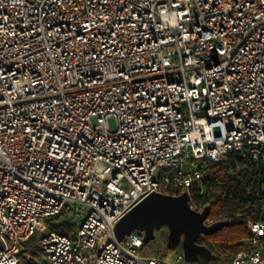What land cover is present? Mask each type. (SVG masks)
<instances>
[{"label": "built area", "instance_id": "obj_1", "mask_svg": "<svg viewBox=\"0 0 264 264\" xmlns=\"http://www.w3.org/2000/svg\"><path fill=\"white\" fill-rule=\"evenodd\" d=\"M234 155L264 181V0H0V264L33 237L44 264H191L115 225L153 193L203 212L190 160ZM72 210L70 235L49 229ZM247 227L209 264H264Z\"/></svg>", "mask_w": 264, "mask_h": 264}, {"label": "trees", "instance_id": "obj_2", "mask_svg": "<svg viewBox=\"0 0 264 264\" xmlns=\"http://www.w3.org/2000/svg\"><path fill=\"white\" fill-rule=\"evenodd\" d=\"M234 158L228 163L190 160L195 169L207 174L201 184L197 181L193 183L191 199L205 206V209L210 207V218L217 217L218 222L228 224L219 232L197 240L198 245L207 247L219 256L221 262L230 261L233 255L250 246L249 221L264 222V181L259 182V174L254 169L256 165L243 162L237 155ZM239 165L251 167L240 168ZM64 214L49 219L47 225L50 230L70 235L79 224H58ZM37 243L38 239L33 237L26 244L23 253L27 252L28 255L23 256L21 264H32V260L45 256Z\"/></svg>", "mask_w": 264, "mask_h": 264}, {"label": "water", "instance_id": "obj_3", "mask_svg": "<svg viewBox=\"0 0 264 264\" xmlns=\"http://www.w3.org/2000/svg\"><path fill=\"white\" fill-rule=\"evenodd\" d=\"M210 213V207L201 213L192 210L187 193L178 197L153 193L139 202L115 225L114 233L117 240L122 241L135 231L143 232V244L147 245L156 240L158 232L167 230L168 249L181 247L186 262L209 264L218 262L221 258L207 247L198 245L197 240L211 236L228 225L217 222L207 226L205 221ZM108 243L107 238L102 240L100 248Z\"/></svg>", "mask_w": 264, "mask_h": 264}, {"label": "rangeland", "instance_id": "obj_4", "mask_svg": "<svg viewBox=\"0 0 264 264\" xmlns=\"http://www.w3.org/2000/svg\"><path fill=\"white\" fill-rule=\"evenodd\" d=\"M109 124H110L111 129H115V120L113 118L109 120ZM70 218L74 219L75 224H80V222L82 220V218H80V216H75V210H72L68 214H64L60 218V221L58 222V224L65 223ZM167 242H168V232H167V230H162L156 234V240L155 241H152L149 244L145 245L144 251L149 256H156L159 254L163 255L166 252H167V254L169 253L171 256H175V255L180 253V251H181L180 248H177L175 250L168 249L167 248ZM27 255H28L27 252L23 253L21 255V262H22L23 256H27ZM46 260H47L46 255L45 256L43 255L41 259H37L35 261L32 260V264H43V262Z\"/></svg>", "mask_w": 264, "mask_h": 264}]
</instances>
